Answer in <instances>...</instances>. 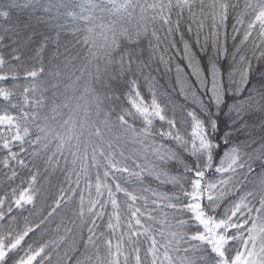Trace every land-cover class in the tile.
<instances>
[{"label":"snow or ice","instance_id":"snow-or-ice-1","mask_svg":"<svg viewBox=\"0 0 264 264\" xmlns=\"http://www.w3.org/2000/svg\"><path fill=\"white\" fill-rule=\"evenodd\" d=\"M6 40L14 53L37 43L38 66L6 87L23 61L0 55V163L17 181L0 194V264H54L65 241L71 264H264V135L240 139L264 132V0H0ZM169 52L183 63L179 119L129 79ZM56 170L48 216L71 218L58 240L29 243L40 224L10 225Z\"/></svg>","mask_w":264,"mask_h":264},{"label":"trees","instance_id":"trees-1","mask_svg":"<svg viewBox=\"0 0 264 264\" xmlns=\"http://www.w3.org/2000/svg\"><path fill=\"white\" fill-rule=\"evenodd\" d=\"M37 39H39L37 37ZM239 41V37L237 38V42ZM232 42L229 41V44ZM5 44L8 45L6 47L0 48V55H3L6 60H8L12 65H18L19 62L12 59L13 55L19 54L21 56V60L23 61L22 67H17L16 72L19 74L20 79L18 80H8L2 82L3 86L12 87L13 85H26L28 83L27 80L23 78V73L26 68L38 66V60L36 59V49L38 48L37 43H33L29 45L28 48L23 49L19 53L13 52V46L11 45L10 41H5ZM177 47H181V45L177 44ZM54 51V46L49 45V47L43 53V59L45 65H47L48 61L51 59L52 53ZM172 55L169 52L168 55H165V60L168 61L167 65L164 62H161L156 57H153L151 61H149L150 68L145 69V75H148L150 78L146 81L143 75L137 74L136 76H130L129 79H136L139 86L141 95L144 97L146 102H150L151 100V93L149 89L151 88L152 92L156 93L157 99L167 98L169 103V108L173 109L176 113L177 118L180 117L181 107L185 104L183 94L181 93V83L177 78L176 74V64H181L183 67V63L180 59H177L175 56L171 60L168 59V56ZM144 59H148V53H145ZM120 103H123V98L121 99ZM190 104V100L188 101ZM258 119V118H254ZM251 135L254 136L256 139H259L261 135H264L262 132L260 123L257 122L254 125L250 124L249 132L245 133L240 137L243 141L246 136ZM141 145L135 143H129L126 145V149L129 152H138L141 150ZM17 151L18 149H13ZM7 156V151L0 148V161L4 160ZM21 158L25 159V163H28L31 159L27 156L26 153L21 154ZM11 166L16 169V171L24 177L28 176L30 169H22L15 162H10ZM63 163L61 162V167ZM42 167H46V165H42ZM11 173L9 172L7 167H4L2 163H0V194L5 191H10V187H14L17 181L9 180V176ZM64 184V176L59 171H53L51 174L46 178L45 181V188L48 189V194L44 197V199L37 203V205L32 208L30 211H25L23 215H18L17 220L15 223H12L10 226L16 230H22L26 226H31L35 228L36 224H40L39 228L35 229V233H29V236L26 237V241L32 243L34 240H42L44 242L50 240H58L60 236L64 235V225L67 221L71 218V213L68 211L61 212L59 215L54 214L53 216L49 217L48 212L50 211V206L53 204V197L58 195L57 186H63ZM145 184L152 188H158L160 191H171V186H159L158 182L154 179H148L145 181ZM83 187V184H81ZM85 196L87 194L85 193ZM7 204L5 202V207L2 209L6 212L5 219L9 220L11 216L17 215L19 210L15 209L13 205V211L11 213H7ZM59 212V210H58ZM41 220L44 223H40ZM3 222H0L2 225ZM57 225H60V230L57 231ZM86 233V230H85ZM65 253L68 256L72 255L69 247V241H65L63 244L60 245L59 248V257L56 254H53L54 264L57 259H59L60 264H71V261L67 259ZM21 255L23 253L21 252Z\"/></svg>","mask_w":264,"mask_h":264}]
</instances>
